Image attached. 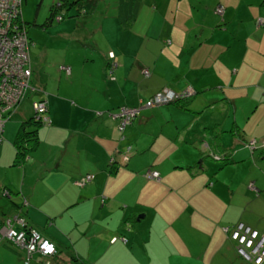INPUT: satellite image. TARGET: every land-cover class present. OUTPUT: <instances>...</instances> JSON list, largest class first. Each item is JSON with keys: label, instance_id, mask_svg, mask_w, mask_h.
I'll return each mask as SVG.
<instances>
[{"label": "crops", "instance_id": "0c3cea01", "mask_svg": "<svg viewBox=\"0 0 264 264\" xmlns=\"http://www.w3.org/2000/svg\"><path fill=\"white\" fill-rule=\"evenodd\" d=\"M93 10L65 21L67 39L103 31ZM207 12L202 25L158 29L167 46L142 55L95 44L98 51H61L48 60L50 51H30L29 42L40 90L24 97L0 132V229L18 214L15 230L31 228L55 243L50 264H114L121 253L129 264H246L224 228L242 222L264 233V18L246 20L252 27L235 35L243 42L235 50L232 37L225 48L206 33L226 30L215 18L208 24ZM187 89L189 99L145 105L159 91ZM40 99L50 122L38 126L35 147L17 161L25 104L32 115ZM122 107L138 112L120 132L114 114ZM15 115L14 135L6 123ZM150 169L158 179L145 176ZM0 252L3 264L26 257L5 239ZM28 264L45 263L33 254Z\"/></svg>", "mask_w": 264, "mask_h": 264}, {"label": "rangeland", "instance_id": "374dc122", "mask_svg": "<svg viewBox=\"0 0 264 264\" xmlns=\"http://www.w3.org/2000/svg\"><path fill=\"white\" fill-rule=\"evenodd\" d=\"M56 2L57 0H23L21 6V18L24 22L29 23L27 36L32 43L30 51H50L47 56L48 60H55L61 51H98L95 44L99 46V50L140 51L141 55L142 51H160L163 45L167 46L168 39L165 38V35H161L162 38L159 39V35L157 36L159 30L164 29L166 34L170 28L169 24H176L175 33H178L180 30H186L188 26L193 27L194 23L202 25L207 9V23L210 24L211 20L215 18L214 22L218 20L217 22L223 23L226 30L222 32L206 30V33L209 32L208 34H211L212 37L226 41L225 48H228L227 42L232 37L236 42L235 50H237V46L242 48L243 42L240 37L235 38V35L238 34L243 38V33L247 34V31L252 27L246 20L253 18L252 21L255 25L257 18L261 19V23L264 18V13L259 10L262 0H222L224 4L218 5L219 7L217 6L218 0H97L93 17L104 21L103 31L97 32L91 29L86 34L87 41L78 38L69 40L61 32L68 30L62 25L70 19L77 21L83 15L75 16L73 12L69 11L71 16L59 21L61 24L54 19L46 29H40L31 24L32 22L43 23L48 16L50 6ZM167 3H170L168 9L165 7ZM220 7L222 8L221 13L217 11ZM161 21H164L165 25ZM119 22L123 23L122 31H120ZM238 24L241 26L237 32ZM262 26L264 28V25ZM246 42L251 44V40ZM133 57L134 55H130L126 59L131 60ZM30 88L32 91L40 90L33 85V77H31ZM30 93L31 91L27 95ZM25 109L28 112L26 116L29 117L31 110L28 104H25ZM17 118L19 116L15 115L6 123V129L14 135L21 122V119L17 120ZM120 260L122 262H119ZM10 261H14V259H10ZM0 264L3 263L0 261ZM71 264L75 263L71 261ZM114 264L129 263L123 261V253H121L120 258H116Z\"/></svg>", "mask_w": 264, "mask_h": 264}, {"label": "built area", "instance_id": "2783aa9c", "mask_svg": "<svg viewBox=\"0 0 264 264\" xmlns=\"http://www.w3.org/2000/svg\"><path fill=\"white\" fill-rule=\"evenodd\" d=\"M22 0H0V132L5 122L16 111L21 101L27 95L30 88L32 67L29 58V38L27 28L22 23L21 18ZM219 13L222 8H218ZM60 18L57 17V21ZM110 58L114 57L109 53ZM116 68V63L112 60L107 70L109 74ZM66 73L70 72L67 66H61ZM145 76L149 75L148 70H144ZM193 90L187 89L175 94L171 91L162 90L154 94L146 103V106H155L167 103L180 98H189ZM31 108L35 119L41 123L49 124L47 118V108L44 101L35 100L31 103ZM137 108L122 107L114 114L118 121V129L122 132L125 125L129 124L136 116ZM131 151L129 146L127 152ZM127 159V156H123ZM145 176L150 179H158L159 174L155 170H148ZM91 176H86L83 183L90 180ZM18 219L23 221L18 214L5 217L2 220L0 229V239H5L22 249L26 253L23 264H28L32 254H38L45 264H50V257L56 254L55 243L44 237L36 230H15L11 223ZM228 238L235 243V251L240 259L246 264H264V233L246 225L242 222L236 223L231 227L224 228ZM122 240H125L123 237Z\"/></svg>", "mask_w": 264, "mask_h": 264}, {"label": "trees", "instance_id": "16d2710c", "mask_svg": "<svg viewBox=\"0 0 264 264\" xmlns=\"http://www.w3.org/2000/svg\"><path fill=\"white\" fill-rule=\"evenodd\" d=\"M22 2H23V0H22ZM96 4H97V0H57V2L55 4L50 6L48 16L46 17V19L43 23L38 24V23L32 22L31 24L33 26H37L39 28H46L52 23V21L54 19H57V17L60 18L58 20V22H59V21L63 20L64 18L71 16L69 11L73 12L75 14V16L76 15H83V14L89 13L92 9H94ZM22 23L27 28V25L29 23H26L23 20H22ZM31 92H33V91H31ZM180 99H185V98H180ZM180 99H178L177 101H180ZM186 99H189V98H186ZM33 101H35V100H33ZM40 124H41V122L39 120L35 119V116L33 113L31 115V117H28L27 119H25L21 122V124L19 126V131H18L17 136L14 140V145H15L16 150H17V156H16L17 161H21L23 159L24 155L28 151H30L32 148L35 147V145L37 143L36 129L38 128V126ZM14 207H16V205H14ZM30 229H28V230H30ZM34 254H36V253H34ZM32 256H33V254H32Z\"/></svg>", "mask_w": 264, "mask_h": 264}, {"label": "water", "instance_id": "95a60500", "mask_svg": "<svg viewBox=\"0 0 264 264\" xmlns=\"http://www.w3.org/2000/svg\"><path fill=\"white\" fill-rule=\"evenodd\" d=\"M121 132V131H120Z\"/></svg>", "mask_w": 264, "mask_h": 264}]
</instances>
